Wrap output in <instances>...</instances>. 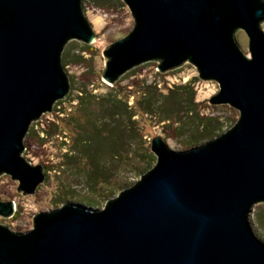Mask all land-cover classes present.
<instances>
[{
	"label": "water",
	"instance_id": "1",
	"mask_svg": "<svg viewBox=\"0 0 264 264\" xmlns=\"http://www.w3.org/2000/svg\"><path fill=\"white\" fill-rule=\"evenodd\" d=\"M124 1L136 25L103 51L106 81L147 61L166 72L188 60L220 85L209 103L241 116L185 150L153 138L156 165L105 208L67 202L35 215L26 233L0 224V264H264L251 222L264 202V0ZM71 39H96L83 0H0V175L24 194L46 179L22 156L24 139L71 90L62 63ZM15 211L0 201L1 216Z\"/></svg>",
	"mask_w": 264,
	"mask_h": 264
},
{
	"label": "rangeland",
	"instance_id": "2",
	"mask_svg": "<svg viewBox=\"0 0 264 264\" xmlns=\"http://www.w3.org/2000/svg\"><path fill=\"white\" fill-rule=\"evenodd\" d=\"M95 1L83 0L95 41L71 39L62 54L69 94L34 121L24 139L22 156L44 166L45 181L34 193L24 194L17 180L0 175V201L16 204L13 216L0 215V224L14 232L32 230L35 215L67 202L105 208L156 165L153 138L161 137L173 150H185L228 131L241 116L230 104L209 103L220 85L202 79L188 60L166 72L157 69L160 61H147L114 83L106 81L103 51L127 36L136 21L124 0ZM261 26L264 30V21ZM236 37L250 57L247 34L238 30ZM112 100L122 102L123 111L108 110ZM101 126L119 132L103 134ZM251 222L264 241V202L254 206Z\"/></svg>",
	"mask_w": 264,
	"mask_h": 264
},
{
	"label": "trees",
	"instance_id": "3",
	"mask_svg": "<svg viewBox=\"0 0 264 264\" xmlns=\"http://www.w3.org/2000/svg\"><path fill=\"white\" fill-rule=\"evenodd\" d=\"M93 2L94 3H96V1L95 0H93ZM112 102V104H110V106H109V108H108V110H110V111H113V112H120V111H123V103L122 102H120V101H116V100H112L111 101ZM101 129H102V133L103 134H105V133H108V131L110 130H113V131H118L119 132V129L118 128H112V129H108L107 127H105L104 129H103V127L101 126ZM107 130V131H106ZM117 134V133H116ZM115 143H116V141H115ZM119 150V149H118ZM91 178H94L93 176H91Z\"/></svg>",
	"mask_w": 264,
	"mask_h": 264
}]
</instances>
